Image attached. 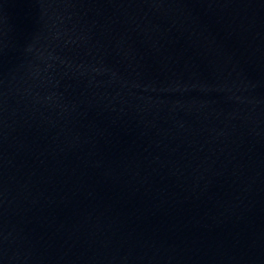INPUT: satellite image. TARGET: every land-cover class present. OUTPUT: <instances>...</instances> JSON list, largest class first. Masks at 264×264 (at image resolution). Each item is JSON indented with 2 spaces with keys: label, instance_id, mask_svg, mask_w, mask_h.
Returning <instances> with one entry per match:
<instances>
[{
  "label": "water",
  "instance_id": "95a60500",
  "mask_svg": "<svg viewBox=\"0 0 264 264\" xmlns=\"http://www.w3.org/2000/svg\"><path fill=\"white\" fill-rule=\"evenodd\" d=\"M0 264H264V0H0Z\"/></svg>",
  "mask_w": 264,
  "mask_h": 264
}]
</instances>
